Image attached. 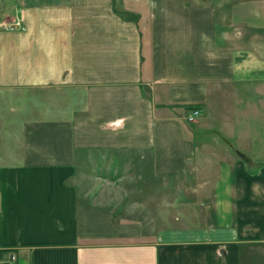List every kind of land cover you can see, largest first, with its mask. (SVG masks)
<instances>
[{"label":"crops","instance_id":"crops-1","mask_svg":"<svg viewBox=\"0 0 264 264\" xmlns=\"http://www.w3.org/2000/svg\"><path fill=\"white\" fill-rule=\"evenodd\" d=\"M13 19L21 30H0V252L16 264H264V161L220 112L232 97L253 115L264 66L239 63L215 5L0 0V21ZM110 184L150 201L165 188V210L127 218Z\"/></svg>","mask_w":264,"mask_h":264},{"label":"rangeland","instance_id":"rangeland-1","mask_svg":"<svg viewBox=\"0 0 264 264\" xmlns=\"http://www.w3.org/2000/svg\"><path fill=\"white\" fill-rule=\"evenodd\" d=\"M211 5H215L217 12L221 15L222 20L219 21L223 25L225 30L231 36V40L224 42L226 45L237 46L240 54L239 57L240 64H253L254 66H264V28H252L248 24H253L255 26H260L261 20H252L254 16L264 17V0H202ZM260 70H264L263 68ZM242 75H245L242 73ZM255 80H264V71L262 73L254 74ZM243 91V90H242ZM263 98V96H262ZM254 99V105L256 107L252 116H241L240 112L245 113V105L240 104L236 106L237 112L235 111V106L233 105V98L223 99L220 107V112L226 115H230V124L233 125L234 131L237 130H248L249 136V150L248 154L252 155L254 152V157L260 161H264V98ZM235 113L238 116H234ZM204 115H209L210 111L207 107L203 110ZM204 119H209L210 116H201ZM229 117V116H228ZM221 125L218 121H214V125H211L213 130L218 129ZM221 127H225L222 125ZM212 131V130H209ZM226 141L229 144H235V137H226ZM256 155V156H255ZM99 171V169L97 170ZM115 172L111 171V175ZM102 188V187H101ZM145 188V186H144ZM159 188V187H158ZM133 189V188H132ZM135 189V188H134ZM137 189V188H136ZM164 191H158V201H150V191L142 190L132 191L127 189L125 185V191H123V185L117 184L116 186L109 185V193L114 204L120 203L124 206L123 211L127 214V218H132L137 213H143L148 217L150 213H162V209L165 204L164 200L161 201V197L165 196V188H161ZM122 198L119 201V198ZM124 196V197H123ZM141 204L143 208L133 209L134 206ZM131 206V207H129ZM157 207V209H156ZM140 210V211H139ZM142 210V211H141ZM162 211V212H161ZM142 218V217H141Z\"/></svg>","mask_w":264,"mask_h":264},{"label":"built area","instance_id":"built-area-1","mask_svg":"<svg viewBox=\"0 0 264 264\" xmlns=\"http://www.w3.org/2000/svg\"><path fill=\"white\" fill-rule=\"evenodd\" d=\"M22 26L18 19H13L10 21L1 20L0 21V30L9 31V30H21ZM199 114L197 109H192L186 115V120L188 122L193 121ZM0 264H16V254L14 250H4L0 252Z\"/></svg>","mask_w":264,"mask_h":264}]
</instances>
